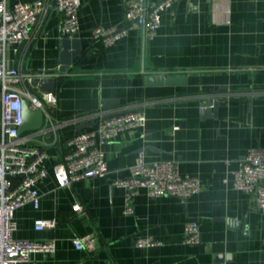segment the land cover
I'll return each mask as SVG.
<instances>
[{
  "label": "crops",
  "instance_id": "obj_1",
  "mask_svg": "<svg viewBox=\"0 0 264 264\" xmlns=\"http://www.w3.org/2000/svg\"><path fill=\"white\" fill-rule=\"evenodd\" d=\"M130 1L82 0L80 33L72 37L81 51L65 71L62 16L56 9L18 53L12 45L7 50L8 64L26 77L57 75L54 91L34 86L33 80L27 85L35 94L54 93L57 103L46 108L56 122L126 109L147 118L144 126L126 128L104 145L105 176L71 187L60 186L54 165L64 162L68 138L95 121L66 124L56 134L40 128L22 133L30 136V144L46 149L48 175L37 185L39 207L28 202L16 209L14 236L53 240L56 251L33 253L19 264H264V208L256 195L232 185L248 150L264 147V0H180L161 13L153 39L138 27L113 45L94 42V27L124 25ZM159 72L181 81L148 77ZM1 99L0 81V122ZM207 101L219 104L204 111ZM141 149L147 161L175 160L183 175L199 177L200 192L182 199L155 196L141 187L134 212L127 213L125 191L114 181L131 175ZM78 202L82 212L73 210ZM39 218L58 224L38 230ZM192 219L200 223L197 244L185 242V225ZM85 235L94 236L93 250L76 248L74 238ZM139 237L158 243L138 247Z\"/></svg>",
  "mask_w": 264,
  "mask_h": 264
},
{
  "label": "built area",
  "instance_id": "obj_2",
  "mask_svg": "<svg viewBox=\"0 0 264 264\" xmlns=\"http://www.w3.org/2000/svg\"><path fill=\"white\" fill-rule=\"evenodd\" d=\"M180 0H133L127 5L123 26L104 27L98 25L91 30L94 42L110 46L127 35L130 29L143 27L145 37H156L161 26V13ZM82 0H36L9 4L0 0V81L2 85V111L0 141V264H19L29 261L36 252L56 251V242H39L18 239L14 236L17 208L28 202L40 205L38 182L48 175L46 160L48 153L42 146L29 143L30 136L19 132L23 123V100L29 99L32 109H42L45 114L41 133L54 134L66 124L77 125L90 120L95 126L72 134L67 140L68 152L64 162L54 165L60 186L71 187L76 181L103 177L109 171L104 145L115 140L121 131L129 127L144 126L146 116L140 110L126 109L115 112H92L69 118L68 121H55L46 104L57 103L53 92L35 94L28 88V81L18 67L11 66L7 60L9 46L19 45L30 40L33 29L41 26L47 19L50 9H56L62 16L61 34L75 37L80 33L79 9ZM41 76V75H40ZM42 77L44 83L46 77ZM34 87V86H33ZM264 147L256 146L248 150L234 171L233 187L256 195L258 204L264 208ZM114 185L125 191L127 213L134 212V199L141 187H146L155 196L173 195L182 199L197 194L201 190V180L197 176L183 175L175 160L147 161L145 150L138 151L136 161L131 167V175L119 178ZM75 212H82L81 203L73 205ZM57 219L39 218L35 221L38 230L52 228ZM185 242L197 244L201 241L200 223L197 219L185 225ZM78 249L93 250L94 236L75 237ZM158 241L152 237H139L138 247H149Z\"/></svg>",
  "mask_w": 264,
  "mask_h": 264
},
{
  "label": "water",
  "instance_id": "obj_3",
  "mask_svg": "<svg viewBox=\"0 0 264 264\" xmlns=\"http://www.w3.org/2000/svg\"><path fill=\"white\" fill-rule=\"evenodd\" d=\"M73 46V51L70 53L69 49ZM81 51L80 41L77 38L64 37L62 40V71L68 69V66L73 62V60L79 55ZM151 79H156L159 83L163 82H180L181 77L169 76L166 77L163 73H152L148 76ZM56 80L57 75L50 76L42 82V77L36 76L32 83L34 86L44 89L46 91L56 90ZM219 103H213L212 101H207L203 103L204 111H210L212 105H218ZM45 114L42 109H32L30 107L29 99L23 100V123L20 126L19 132L23 133L30 130H37L44 125ZM85 125L78 128L81 130Z\"/></svg>",
  "mask_w": 264,
  "mask_h": 264
}]
</instances>
